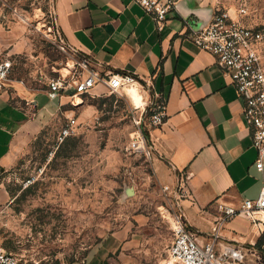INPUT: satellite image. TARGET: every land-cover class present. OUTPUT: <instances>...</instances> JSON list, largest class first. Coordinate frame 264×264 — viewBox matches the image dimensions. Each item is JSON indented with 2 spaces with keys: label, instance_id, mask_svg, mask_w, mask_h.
<instances>
[{
  "label": "crops",
  "instance_id": "1",
  "mask_svg": "<svg viewBox=\"0 0 264 264\" xmlns=\"http://www.w3.org/2000/svg\"><path fill=\"white\" fill-rule=\"evenodd\" d=\"M174 1L162 29L135 0H53V12L70 46L100 69L136 77L122 90L135 118L150 111L154 101L165 100V121L148 131L155 144L151 162L161 183L173 187L184 180L189 195L178 200L179 209L187 225L205 239L221 207L258 197L264 170L257 166L242 97L215 56L192 39L218 7L235 0ZM261 14L264 17V9ZM104 92L106 86L98 84L88 94ZM66 97L52 99L47 88L35 90L19 80L0 93L3 171L16 165ZM77 105L84 114L91 111L85 101ZM220 234L222 244L233 241L245 249L243 264L249 258L264 264V251L257 245L264 221L253 222L240 213Z\"/></svg>",
  "mask_w": 264,
  "mask_h": 264
},
{
  "label": "rangeland",
  "instance_id": "2",
  "mask_svg": "<svg viewBox=\"0 0 264 264\" xmlns=\"http://www.w3.org/2000/svg\"><path fill=\"white\" fill-rule=\"evenodd\" d=\"M64 42L53 0H0V50L14 60L9 83L44 90L87 56L61 49ZM82 99L88 114L63 98L16 165L0 174V243L32 264H160L173 237L178 185L166 189L151 159L128 149L137 126L126 96ZM70 114L78 130L61 141Z\"/></svg>",
  "mask_w": 264,
  "mask_h": 264
},
{
  "label": "built area",
  "instance_id": "3",
  "mask_svg": "<svg viewBox=\"0 0 264 264\" xmlns=\"http://www.w3.org/2000/svg\"><path fill=\"white\" fill-rule=\"evenodd\" d=\"M150 13L157 28L162 29L173 8L174 0H135ZM264 0H235L231 6L218 7L211 22L194 31L192 39L201 49L211 52L217 64L229 75L244 101V117L250 127L253 145L257 148V166L264 170ZM59 31V29H58ZM60 32V31H59ZM61 33V32H60ZM72 48L67 42L61 49ZM76 52L77 49L74 48ZM13 54L0 50V93L9 90L13 70ZM66 72L59 70L49 78L47 94L50 98L67 96L74 106L76 97H82L96 85L104 84L109 93L123 94V87L136 80L131 73L100 69L89 56L74 58L66 65ZM166 118L165 100L154 101L150 111L135 118L136 129L128 149L148 159L155 155V144L149 134L151 127L162 124ZM76 115H66V122L59 131L62 141L77 132ZM4 172L0 167V174ZM184 180L180 181L176 197L189 195ZM169 189L170 186H165ZM261 214L259 216L257 213ZM240 213H247L253 222L264 221V184L257 198H245L239 206L226 205L214 218L205 239L197 230L187 225L185 215L174 210L173 237L167 255L160 264H243L245 249L227 241L221 243V229ZM0 264H32L29 259L6 250L0 243Z\"/></svg>",
  "mask_w": 264,
  "mask_h": 264
},
{
  "label": "trees",
  "instance_id": "4",
  "mask_svg": "<svg viewBox=\"0 0 264 264\" xmlns=\"http://www.w3.org/2000/svg\"><path fill=\"white\" fill-rule=\"evenodd\" d=\"M263 243H264V234L261 236V238L257 242V245L264 251V248L262 247Z\"/></svg>",
  "mask_w": 264,
  "mask_h": 264
},
{
  "label": "bare ground",
  "instance_id": "5",
  "mask_svg": "<svg viewBox=\"0 0 264 264\" xmlns=\"http://www.w3.org/2000/svg\"><path fill=\"white\" fill-rule=\"evenodd\" d=\"M65 68H66V70H68V67H67V66H66ZM65 68H64V69H65ZM78 98H79V101H78V102L81 103V102H82V98H80V97H78Z\"/></svg>",
  "mask_w": 264,
  "mask_h": 264
}]
</instances>
